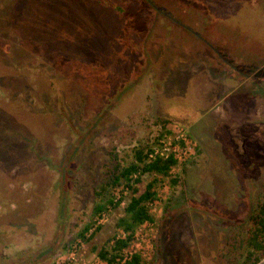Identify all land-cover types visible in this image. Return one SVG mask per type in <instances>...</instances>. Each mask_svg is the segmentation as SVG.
Listing matches in <instances>:
<instances>
[{"label":"rangeland","instance_id":"rangeland-1","mask_svg":"<svg viewBox=\"0 0 264 264\" xmlns=\"http://www.w3.org/2000/svg\"><path fill=\"white\" fill-rule=\"evenodd\" d=\"M162 118L197 149L161 177L143 260L241 264L264 195V0H0V264H52L92 228L98 185ZM114 190L66 264L120 234Z\"/></svg>","mask_w":264,"mask_h":264},{"label":"trees","instance_id":"trees-1","mask_svg":"<svg viewBox=\"0 0 264 264\" xmlns=\"http://www.w3.org/2000/svg\"><path fill=\"white\" fill-rule=\"evenodd\" d=\"M167 120L161 119L162 130L169 131L166 125ZM150 142H138L132 147L131 159L124 164L113 167L109 177L98 185L95 193L99 200L92 205L91 214L98 216L104 208L113 207L119 203L120 192L118 195L110 192V189L118 187V191L128 189L130 195L123 206V215L117 218L116 224L120 227L123 234H113L108 237L95 251V257L107 262L120 259L122 250L126 247H132V239L135 227L145 219H153V215L146 204V200L157 199L156 183L161 177L168 174L171 165L175 163L172 151L165 155L155 154L147 157L150 150ZM197 146H194V152ZM193 152V153H194ZM148 173L151 177L144 183L143 188L138 191L136 183L141 174ZM169 184L173 185L177 180V175H171L168 178ZM110 188V189H109ZM92 221V220H91ZM99 228L96 223L91 228V222L85 223L77 232L73 241L79 239L84 241L89 239L93 232ZM158 236H154V244L157 245ZM76 243H79L76 241ZM241 264H254L260 257L264 256V195L257 204L253 212L249 214L248 226L242 239ZM152 258L144 261L143 256L138 251L131 250L121 261V264H151Z\"/></svg>","mask_w":264,"mask_h":264},{"label":"built area","instance_id":"built-area-1","mask_svg":"<svg viewBox=\"0 0 264 264\" xmlns=\"http://www.w3.org/2000/svg\"><path fill=\"white\" fill-rule=\"evenodd\" d=\"M150 141L153 142L149 145L150 150L147 152V157H152L155 154L165 155L168 151H172L173 157L175 158V163L170 166L168 174L162 176L163 178L166 177L167 179L175 172V169H177L179 165L194 152V146L196 144L195 140L180 128H169V131L164 130L159 134L157 133L156 136ZM165 187H167V184L164 183L163 179L158 181L157 185L155 186V189L157 191V199L146 200V204L149 206V210L152 215L153 211L159 214V211L161 210V202L166 197L164 193ZM117 192L118 187H115L114 193ZM115 195H118V193ZM103 215L104 212L100 211L98 217L96 218V223L103 219ZM152 221L153 219H145L135 227L134 236L131 241L132 247L124 248L122 250V256L120 259H116L112 262H107L103 259L95 258V260H93V262L89 264H121V261L131 250L138 251L140 255L144 257V255L147 253L146 248H149L150 244L148 241L149 238L144 236V232L140 230V226H148V228H150ZM120 234L122 235L123 231H121ZM76 241L80 242L79 239H77ZM76 241H71L63 254H57V256L54 257L52 264H66L67 261L72 259L79 244L76 243ZM141 242H143V244H141Z\"/></svg>","mask_w":264,"mask_h":264},{"label":"crops","instance_id":"crops-1","mask_svg":"<svg viewBox=\"0 0 264 264\" xmlns=\"http://www.w3.org/2000/svg\"><path fill=\"white\" fill-rule=\"evenodd\" d=\"M195 72H180L178 73V77H182V75H184V80L183 81H186L185 82V85L187 86V84L189 85V81H190V76L191 74H194ZM207 74L209 75V73L207 72ZM249 73H245V76H248ZM177 80H179V78H177ZM181 81V79L179 80ZM182 84V83H181ZM184 84V83H183ZM230 84V83H229ZM227 91L223 90V93H225Z\"/></svg>","mask_w":264,"mask_h":264},{"label":"flooded vegetation","instance_id":"flooded-vegetation-1","mask_svg":"<svg viewBox=\"0 0 264 264\" xmlns=\"http://www.w3.org/2000/svg\"><path fill=\"white\" fill-rule=\"evenodd\" d=\"M254 264H264V256L260 257Z\"/></svg>","mask_w":264,"mask_h":264}]
</instances>
